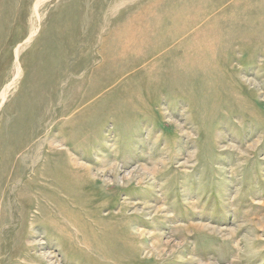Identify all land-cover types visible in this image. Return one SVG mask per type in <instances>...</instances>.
Instances as JSON below:
<instances>
[{
    "label": "rangeland",
    "instance_id": "rangeland-1",
    "mask_svg": "<svg viewBox=\"0 0 264 264\" xmlns=\"http://www.w3.org/2000/svg\"><path fill=\"white\" fill-rule=\"evenodd\" d=\"M0 264H264V0H0Z\"/></svg>",
    "mask_w": 264,
    "mask_h": 264
},
{
    "label": "bare ground",
    "instance_id": "bare-ground-1",
    "mask_svg": "<svg viewBox=\"0 0 264 264\" xmlns=\"http://www.w3.org/2000/svg\"><path fill=\"white\" fill-rule=\"evenodd\" d=\"M136 29V28H134ZM135 32V30H134ZM134 32L133 27L125 28V30H122L120 34H125V40L118 42V47L114 53L111 54L110 61H121L126 57L125 51L127 49H130L132 52H137L138 49H140L142 42L138 39L134 38ZM118 33H115V35H118ZM153 50H157L156 48H153ZM109 61V62H110Z\"/></svg>",
    "mask_w": 264,
    "mask_h": 264
}]
</instances>
